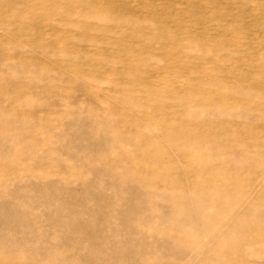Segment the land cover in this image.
I'll list each match as a JSON object with an SVG mask.
<instances>
[{
  "label": "rangeland",
  "instance_id": "374dc122",
  "mask_svg": "<svg viewBox=\"0 0 264 264\" xmlns=\"http://www.w3.org/2000/svg\"><path fill=\"white\" fill-rule=\"evenodd\" d=\"M0 264H264V0H0Z\"/></svg>",
  "mask_w": 264,
  "mask_h": 264
}]
</instances>
